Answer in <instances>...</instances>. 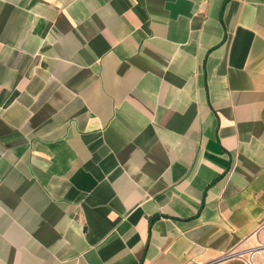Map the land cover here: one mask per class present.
Returning a JSON list of instances; mask_svg holds the SVG:
<instances>
[{
    "label": "crops",
    "instance_id": "1",
    "mask_svg": "<svg viewBox=\"0 0 264 264\" xmlns=\"http://www.w3.org/2000/svg\"><path fill=\"white\" fill-rule=\"evenodd\" d=\"M260 244L264 0H0V264Z\"/></svg>",
    "mask_w": 264,
    "mask_h": 264
},
{
    "label": "built area",
    "instance_id": "2",
    "mask_svg": "<svg viewBox=\"0 0 264 264\" xmlns=\"http://www.w3.org/2000/svg\"><path fill=\"white\" fill-rule=\"evenodd\" d=\"M261 251L264 252V244H260L259 246L254 248L253 253H258ZM247 264H257V263L252 259V257H250V259L247 261ZM261 264H264V261H262Z\"/></svg>",
    "mask_w": 264,
    "mask_h": 264
},
{
    "label": "rangeland",
    "instance_id": "3",
    "mask_svg": "<svg viewBox=\"0 0 264 264\" xmlns=\"http://www.w3.org/2000/svg\"><path fill=\"white\" fill-rule=\"evenodd\" d=\"M257 259H259V256L258 255L256 256L255 260H257Z\"/></svg>",
    "mask_w": 264,
    "mask_h": 264
}]
</instances>
